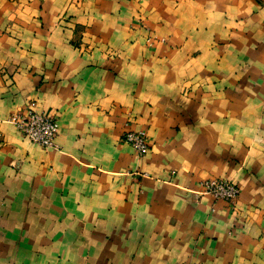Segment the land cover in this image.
Wrapping results in <instances>:
<instances>
[{
	"label": "crops",
	"instance_id": "crops-1",
	"mask_svg": "<svg viewBox=\"0 0 264 264\" xmlns=\"http://www.w3.org/2000/svg\"><path fill=\"white\" fill-rule=\"evenodd\" d=\"M0 264H264V0H0Z\"/></svg>",
	"mask_w": 264,
	"mask_h": 264
},
{
	"label": "built area",
	"instance_id": "built-area-1",
	"mask_svg": "<svg viewBox=\"0 0 264 264\" xmlns=\"http://www.w3.org/2000/svg\"><path fill=\"white\" fill-rule=\"evenodd\" d=\"M19 133L43 148L55 146L58 134V123L54 116L37 111L28 106L21 111L11 114L8 118ZM122 139L129 143L137 156H142L147 149L145 133L142 130H126ZM202 192L209 193L217 199L234 203L239 195L237 184L229 178L213 177L199 182Z\"/></svg>",
	"mask_w": 264,
	"mask_h": 264
},
{
	"label": "rangeland",
	"instance_id": "rangeland-1",
	"mask_svg": "<svg viewBox=\"0 0 264 264\" xmlns=\"http://www.w3.org/2000/svg\"><path fill=\"white\" fill-rule=\"evenodd\" d=\"M201 189V188H200ZM202 191V190H201Z\"/></svg>",
	"mask_w": 264,
	"mask_h": 264
}]
</instances>
